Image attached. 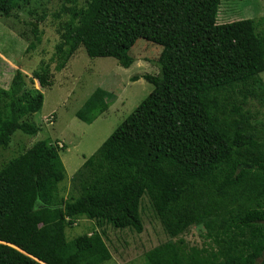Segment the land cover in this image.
Listing matches in <instances>:
<instances>
[{
	"label": "trees",
	"instance_id": "trees-1",
	"mask_svg": "<svg viewBox=\"0 0 264 264\" xmlns=\"http://www.w3.org/2000/svg\"><path fill=\"white\" fill-rule=\"evenodd\" d=\"M30 0H0L11 17ZM221 0H66L67 19L50 61L32 84H54L80 46L91 57H114L129 68L138 39L162 46L159 73L135 76L151 93L75 173L78 193L66 196L60 148L40 140L0 169V264H104L112 259L100 232L69 238L85 216L99 225L143 231L141 201L149 196L166 233L178 238L145 254V264H264V125L253 124L248 90H213L264 72V17L218 23ZM45 17L41 16L43 20ZM27 51L41 41L38 23ZM54 64V66H53ZM21 70L0 86V148L21 130L43 92ZM97 88L76 115L91 124L110 107ZM65 150V147H63ZM62 150V149H61ZM204 228L202 245L183 238Z\"/></svg>",
	"mask_w": 264,
	"mask_h": 264
},
{
	"label": "rangeland",
	"instance_id": "rangeland-1",
	"mask_svg": "<svg viewBox=\"0 0 264 264\" xmlns=\"http://www.w3.org/2000/svg\"><path fill=\"white\" fill-rule=\"evenodd\" d=\"M66 0H30L29 4L14 11L11 17L0 13V86L8 88L13 72L21 69L29 85L44 94V105L31 116V122L38 127L35 135L17 130L10 144L0 148V169L5 163L20 156L34 143L50 139L58 144L67 176L61 183L65 195L78 193L75 173L113 131L135 110L154 89L145 78L133 80L135 76L157 75V60L162 46L140 38L130 49L134 63L125 68L114 57H91L84 46H80L67 66L56 72L54 84L41 87L38 80L31 78L33 71L55 52L59 41L57 27L66 19L56 14ZM41 16L45 18L40 19ZM264 17V0H221L218 23L252 18L259 21ZM37 22L42 32L41 41L27 51L34 39L33 23ZM259 28H264L260 25ZM54 66V64H53ZM108 91L109 109L93 123L82 121L77 111L97 88ZM237 90H248L256 94L248 107L252 122L264 125V72L234 81L213 90V96L221 97ZM65 147V150L64 148ZM62 149V150H61ZM143 231L117 229L110 224L99 225L85 216L75 219L73 227L67 228L69 238L83 233L100 232L111 252L112 259L104 264H145V254L151 249L178 238L169 236L157 217L149 196L141 201ZM204 228L194 225L183 238L189 245H202Z\"/></svg>",
	"mask_w": 264,
	"mask_h": 264
},
{
	"label": "crops",
	"instance_id": "crops-1",
	"mask_svg": "<svg viewBox=\"0 0 264 264\" xmlns=\"http://www.w3.org/2000/svg\"><path fill=\"white\" fill-rule=\"evenodd\" d=\"M85 162V161H84ZM83 165V164H82Z\"/></svg>",
	"mask_w": 264,
	"mask_h": 264
}]
</instances>
